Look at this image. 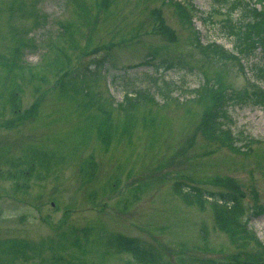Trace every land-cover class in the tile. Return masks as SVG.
<instances>
[{
  "label": "rangeland",
  "instance_id": "1",
  "mask_svg": "<svg viewBox=\"0 0 264 264\" xmlns=\"http://www.w3.org/2000/svg\"><path fill=\"white\" fill-rule=\"evenodd\" d=\"M172 1L0 0V54L22 51L0 63V246L29 244L0 247V264H136L109 247L117 233L160 245L175 264L237 251L211 205L189 204L174 187L220 190L224 177L240 183L247 205L253 191L264 200V106L244 93L264 87V49L242 57L245 68L208 54L199 32L235 50L220 24L225 2L191 0L199 11L188 26ZM207 82L224 91L223 131L234 140L195 133L205 108L196 89ZM128 93L146 101L134 113ZM247 219L264 241V214Z\"/></svg>",
  "mask_w": 264,
  "mask_h": 264
},
{
  "label": "trees",
  "instance_id": "2",
  "mask_svg": "<svg viewBox=\"0 0 264 264\" xmlns=\"http://www.w3.org/2000/svg\"><path fill=\"white\" fill-rule=\"evenodd\" d=\"M172 1V0H171ZM184 1V0H183ZM219 1V0H218ZM227 5V15L223 17L220 24L224 28L226 34L232 38L235 50L228 51L223 45L216 41L203 43L200 32L197 34V43H201L202 49L208 54H213L219 59L237 60L242 62V68H245V64L242 57H251L259 49H264V0H222ZM173 2V1H172ZM176 4V12L188 26H193L194 17L197 13V7L190 0H180L174 2ZM259 3V5H257ZM82 7L83 13L87 16V20H91V6H86L85 3L79 2V7ZM216 9V8H215ZM218 13L220 12L217 9ZM238 12L240 17H233ZM14 15V10L12 11ZM226 14V13H225ZM90 18V19H89ZM210 19V16L208 17ZM68 28L71 24H64ZM18 32L17 26L12 27ZM162 31L172 39L173 32L167 26L162 23L160 25ZM13 54H20L22 51L13 48ZM59 51L63 57L65 56L63 48L59 47ZM12 57H4L0 54V63L2 61L10 62L12 65ZM66 57V56H65ZM106 57L97 61V64L104 62ZM89 65L85 67L87 70ZM257 78L264 81V66H257L256 69ZM208 84V82H207ZM218 86L224 85L223 81H217ZM226 85V84H225ZM198 95L195 101L201 99L205 100V108L203 110L201 120L197 124L196 132H201L208 140L221 143V138L234 140V136L230 132H224L223 127L225 121L223 118L229 119L228 105L225 103L222 97L224 91L217 90L210 84L202 86L201 89H196ZM170 93V92H169ZM169 93H166L167 95ZM240 92L237 91L238 99L241 98ZM246 100H251L255 104H262L264 106V87L258 82L251 83V89H244ZM129 93L126 94V102H128V108L134 113L132 108H138L140 101L146 102L140 97L132 98ZM221 98V99H220ZM227 98V96H226ZM225 98V99H226ZM150 101L154 102L156 99L153 95H149ZM123 106V103H120ZM132 107V108H131ZM132 109V110H131ZM134 111V112H133ZM227 124V123H225ZM221 141V142H220ZM223 143V142H222ZM215 184L220 190H208L203 185L195 183H189L187 181L178 180L175 183V191L177 194L184 197L185 201L189 204H198L200 207H206V204L211 205V209L214 212L215 225L219 229L225 231L228 236L234 242L237 251L226 256L222 260H217L208 257H200L201 264H264V241L256 236L255 232L249 227L248 216L262 215L264 214V200H261V196L257 191L254 192L253 204H246V192L242 190L240 183L224 177H219L215 180ZM253 196V194H252ZM261 200V201H260ZM247 215V216H246ZM1 247L4 252L9 253L21 252L29 244L24 242H7ZM109 247H112L118 253H129L133 256L136 264H175L172 259L167 257L165 250L161 249L155 243L148 242L137 236L124 235L117 233L108 237Z\"/></svg>",
  "mask_w": 264,
  "mask_h": 264
}]
</instances>
